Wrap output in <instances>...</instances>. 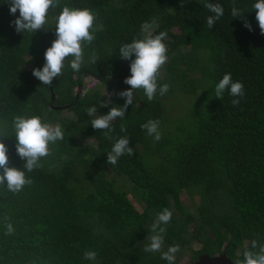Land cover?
Listing matches in <instances>:
<instances>
[{
  "label": "trees",
  "instance_id": "trees-1",
  "mask_svg": "<svg viewBox=\"0 0 264 264\" xmlns=\"http://www.w3.org/2000/svg\"><path fill=\"white\" fill-rule=\"evenodd\" d=\"M205 2L55 0L43 28L22 33L11 23L19 10L11 14L10 0H0V129L9 135L3 138L9 166L25 170L15 147V116L58 121L64 132L63 140L49 144L50 154L40 159L42 167L25 170L30 184L18 193L8 191L6 183L0 185V264H169L162 253L174 244L180 249L189 246L199 229L207 236L198 248L190 249L188 264L202 253L224 252L235 261L243 259L245 249L256 252L264 246V34L252 7L256 0H210L224 9L212 28L207 17L214 14ZM64 6L94 13L95 38L90 44L82 42L80 70L71 69L73 58L67 57L61 74L48 86L32 70L43 68ZM233 7L242 16L233 17ZM145 24L152 34L167 32L163 43L168 59L157 83L158 88L167 83L169 91L163 96L157 91L148 101L143 89L134 90L132 105L125 117L110 122V132L94 129L87 108L95 106L103 115L125 103L118 93L130 88L124 80L131 75V60L122 59L119 50L123 43L143 38ZM225 73L244 85L238 105L231 103L237 97L229 89L222 101L215 97V86ZM88 77L117 93L110 105L101 106L96 88L83 90ZM184 86L197 88L203 99L191 105L186 125L168 137L163 128L171 118L167 110L173 107V95L193 93ZM166 99H171L167 106ZM63 110L72 116L59 115ZM148 120H159L163 131L152 147L141 127ZM77 135L93 139L97 150L76 146ZM122 136L129 137L134 154L125 153L110 165L107 154ZM136 145L150 150L148 157L137 152ZM106 168L123 177L130 189L107 179ZM193 189L199 190L200 202L191 213L179 196ZM129 192L139 196L141 210L133 206ZM165 207L172 218L161 225L166 229L164 249L145 252L149 242L144 235L156 234L151 227ZM9 222L14 231L6 234ZM85 251L96 252V259H84ZM181 256L179 250L175 264Z\"/></svg>",
  "mask_w": 264,
  "mask_h": 264
},
{
  "label": "clouds",
  "instance_id": "clouds-1",
  "mask_svg": "<svg viewBox=\"0 0 264 264\" xmlns=\"http://www.w3.org/2000/svg\"><path fill=\"white\" fill-rule=\"evenodd\" d=\"M55 6V0H10V13L14 15L19 10V16L11 23L14 24L17 32L28 31L34 33L43 28L49 8ZM203 6L214 14L207 17V25L212 28L216 21L223 16L224 9L219 3H212L210 0H206ZM252 7L256 10V19L261 33L264 34V0H256ZM231 15L233 17L242 16L236 7L231 9ZM94 20V13L89 8L64 6L56 17V39L53 40L51 46L44 53L45 64L42 69L34 68L32 70L33 76L43 84L50 86L53 79L61 74L67 57L73 58L70 61V67L78 72L84 62L82 42L90 44L95 38L93 34ZM245 27L251 30L250 23L245 22ZM142 30L147 33L143 38H134L129 43H123L119 50V56L122 59L131 60V75L124 80V83L130 85V88L118 93L122 98H126L125 103L123 106L111 107L107 114L103 115H97L95 106L87 108L86 113L88 116L94 117L91 120L94 129L110 132L112 130L110 122L117 117H125L128 106L132 105L134 90L143 89L148 101L154 99L157 91L161 96L169 91L170 86L167 83L159 86V88L157 83L162 66L168 59L166 55L167 48L163 43L167 32L160 31L158 34H152L147 24L142 25ZM133 56H135L134 59H132ZM91 59L95 63V56ZM226 89H229L231 96L237 97L231 103L234 106L238 105L239 98L245 95L243 83L240 81L234 82L231 73H225L215 86V97L222 101ZM104 95L109 98L101 106L107 107L111 102V95L106 91ZM159 124V120H148L141 127L146 129L149 135L154 136L156 141H159L161 139ZM12 127L16 139V152L24 161L23 167L27 172L42 167L40 159L50 154L49 144L64 138V132L60 125L53 127L47 122H42L38 116L17 115L13 118ZM121 131L126 132L124 125H121ZM6 136L9 135L0 129V169H2V172H0V185L6 183L8 191L18 193L26 184H30L32 181L26 178L25 170L9 166L8 148L3 140ZM108 138L111 139L110 136ZM125 153L133 155L134 149L129 146V137L122 136L115 141L111 151L107 154V163L115 165ZM171 218L172 212L167 207L157 213L151 227V231L156 234L151 236L150 244L144 248L145 252L161 250L164 242L162 234L166 231L165 227L161 225H167ZM6 228V234H11L14 231L10 222L6 224ZM251 247L253 249L257 248L256 241L252 242ZM179 250V244L170 246L167 251L162 253V259L167 260L169 264H175L176 253ZM83 255L84 259L94 261L97 254L94 251H85ZM31 264H35V261ZM235 264H264V246H259V251L256 252L245 249L243 259H235Z\"/></svg>",
  "mask_w": 264,
  "mask_h": 264
},
{
  "label": "rangeland",
  "instance_id": "rangeland-1",
  "mask_svg": "<svg viewBox=\"0 0 264 264\" xmlns=\"http://www.w3.org/2000/svg\"><path fill=\"white\" fill-rule=\"evenodd\" d=\"M149 28L151 31L152 27H150V25H149ZM172 31H176V30L172 29ZM143 33H145V32H143ZM145 34H147V33H145ZM185 47H187V46L183 45V48H185ZM187 78L191 79V78H193V76H188ZM83 83H84V87H85V89H83L84 91L87 89L91 90L94 88H96L99 91V95H100L99 100L102 103L107 101L109 98L108 96L104 95L105 91L111 95V100L114 99L115 96L117 95L116 92L105 89L102 85L99 84V82L95 78H89V77L85 78V79H83ZM183 89L188 91V92L189 91L192 92V90H193V93L187 94L186 96L185 95H179V96L176 95V97H174V95H173V101H174L173 107H172V109L167 110L168 116H171V118L168 120V116H167L168 121H166V125L163 128L164 130L167 129V132H165V133H166V136H168V137L171 135L175 136L177 130L183 128L184 125H186L187 112H188V110H190L191 105H194L195 103L201 102L203 99V93H197V91H198L197 88H195L193 86H184ZM77 91H79V89L74 88V92H77ZM160 99H161V97H160ZM170 100L171 99L164 100V101H166L165 102L166 106L169 104ZM110 104H111V102L108 105H110ZM62 114L64 116H68V117L72 116V114L70 112L65 111V110H63L61 112V114H59V115H62ZM167 124H168V126H167ZM50 125L55 127L56 125H59V122L54 121V122L50 123ZM159 132L161 133V137H162V135H163L162 129L159 130ZM155 141L156 140L154 139V136L150 135V142H149L150 147L153 146V143ZM75 145L79 146V147L90 148L92 151H93V149L97 150L96 143L93 139L87 138V137H84L81 135H77L75 137ZM135 149L143 157H145V158L148 157L150 150H147L143 146H140V145H136ZM86 156H88V155H86ZM105 175H106L107 179L111 178V179H114L115 183L118 182L122 188H125L127 190L130 189V187L127 184V182L125 181V179L123 177H120L117 174L113 173L110 169H108V168L105 169ZM127 196L129 198V200L131 201V203L133 204V206L137 210H141L142 201H140L139 196L133 197V194H131L130 192L128 193ZM179 198L181 199L182 205L184 206L185 210L187 212L194 213L196 210L195 207L198 206V204L200 202L199 190L193 189L192 191H189V192L183 191V193L180 194ZM218 201H225V199L220 198V199H218ZM172 211L174 213L173 209H172ZM144 236H145L146 241L149 242V244H150V242H151L150 238L151 237L148 236L147 234H145ZM206 236H207V234L203 229H199V230L194 232L193 240H191L189 246H186V247H183L180 249V252L182 255L181 259H180V264H186L187 262L188 263L190 262V259H189L190 249L198 248L200 242L202 240H204V238ZM162 249H164L163 246H162L161 250Z\"/></svg>",
  "mask_w": 264,
  "mask_h": 264
},
{
  "label": "water",
  "instance_id": "water-1",
  "mask_svg": "<svg viewBox=\"0 0 264 264\" xmlns=\"http://www.w3.org/2000/svg\"><path fill=\"white\" fill-rule=\"evenodd\" d=\"M191 264H235L229 257L225 255L224 252L216 253L213 255H208L207 253H202L196 257Z\"/></svg>",
  "mask_w": 264,
  "mask_h": 264
}]
</instances>
